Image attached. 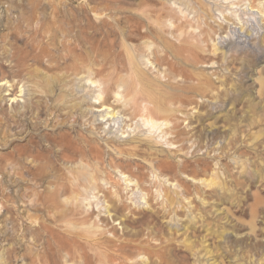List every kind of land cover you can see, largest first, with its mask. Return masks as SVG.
I'll list each match as a JSON object with an SVG mask.
<instances>
[{"label":"rangeland","instance_id":"obj_1","mask_svg":"<svg viewBox=\"0 0 264 264\" xmlns=\"http://www.w3.org/2000/svg\"><path fill=\"white\" fill-rule=\"evenodd\" d=\"M249 4L246 0H0L3 73L19 71L9 59L15 52L12 45L42 46L52 57L44 58L43 64L54 65L63 55L62 45L75 44L74 32L65 36L57 32L73 27L57 23L61 13H67L89 22L92 44H77L83 62L93 63L92 47L98 62L107 58V68L143 74L141 94L160 97L170 110L169 117L151 115L162 125L159 130L144 125L147 112L142 101L119 124L109 123L107 112L97 113L98 89L88 87L85 74H65L71 76L65 89L71 94L69 102L61 103L53 114L45 110L39 118L30 107L47 102L50 106L48 89L39 101L31 83L23 88L21 84L17 107L8 96L0 97V264H31L42 252L51 264H72L69 258L56 256V242L58 237H72L65 230L78 226L85 211L95 213L98 222L110 211L114 219L107 228L114 227L128 242V255L145 253V260L139 257L130 264H264V29L260 30L264 17L251 18ZM132 16L154 28L149 40L139 35L140 40L129 39ZM104 30L113 32L111 39L104 38ZM15 32L24 37L14 41ZM245 34L253 35L250 43L245 44ZM154 60L157 68L151 64ZM28 65L41 76L55 77L44 67ZM167 69L169 73H163ZM127 75L112 77L110 83ZM119 84L115 90L131 102L126 91L130 83ZM107 101L115 103V97L111 94ZM62 138L75 148L78 144L80 151L94 152L96 160L89 158V165L98 189L84 186L88 182L83 181L75 188L80 194L77 200L63 202L72 197L68 194L53 205L45 203L50 192L56 185H70L69 177L78 171L77 165L61 160L68 153L57 146ZM108 141L120 146L121 153ZM30 146L35 147L33 155L46 153L60 170L31 172L37 163L28 157ZM129 174L138 178L141 188L135 181L129 184ZM40 194L46 197L44 203L38 201Z\"/></svg>","mask_w":264,"mask_h":264},{"label":"bare ground","instance_id":"obj_2","mask_svg":"<svg viewBox=\"0 0 264 264\" xmlns=\"http://www.w3.org/2000/svg\"><path fill=\"white\" fill-rule=\"evenodd\" d=\"M246 1L250 3L249 4L251 8L250 12L252 14L251 18H254L257 21V17L260 16L259 20H262V17H264V7L263 8L260 7L262 0H246ZM61 15L62 18L61 19L59 18L57 23L65 24V26L68 27H70V25H73V27L69 29H64L65 27H61L60 29H57V32L62 33L63 36L70 35L72 32H74L76 35L74 37L75 44L68 41V44L62 45L64 46V48L62 49V51H64L63 55L59 54L60 56L56 57V61L57 60L58 61L54 62L55 63L54 65H51V62L49 60L50 62L49 66H45L43 64V59L50 57V59L52 60V57L50 55L51 52L46 51L42 46H39L38 48L35 49L34 47L26 46V45L22 47H15V45H12L13 50H15V52H13V54L9 59L12 62L16 63V67L19 69V71L13 73V75H7V73H3L2 71H0V97L4 99L5 96H8L10 98L9 101L16 103V107H17L21 104V101L18 100L21 99L20 95L23 93L21 89L26 85L31 83L32 87L34 88L33 92L35 93L36 98H38L39 101H41L42 99L40 95L46 93V89H48V92L46 93L47 94L46 99H49L51 105L54 106L53 107H51V105L49 106V103L47 102V106H44V103L41 104L39 103L35 105L32 104L30 107L31 112H34V114L37 115V118H39L41 115H43L42 113L45 110H49L51 114H53L58 109L61 103H64L63 106L66 105L69 102V98L71 96V94H69L65 90L70 84L69 82H67V80L71 76L77 77L81 74L82 75L85 74L88 75V77L84 78L88 87L94 90L98 89L97 91L96 90L94 91L96 95L95 97L97 101L96 103H99V107H98L99 111H97V113L107 112L106 114L107 122L119 124L118 122L122 120L123 117H126V113L129 112L131 108L137 107V103L139 101H142V103L145 104L144 111L147 112V116L143 118V122L145 123L144 125L150 127L151 131L155 129L158 130L161 129L162 125L158 124V122H156L151 117V115L160 114L163 117L165 116L169 117L170 110L167 107L168 105L166 106V103H164V101H161L160 97L158 100L157 98H154L152 94H146V95L141 94L142 92H144L141 89V87L146 81L143 74L142 76H137L136 74L130 75L126 68H120V67H114V68L111 67V69L107 68L108 66L107 58L104 57L101 59L100 62H98V60H96L97 58L96 51H94L92 47H90V49L93 50V52L91 53L92 55H94L93 63L91 61L89 62V60L86 61L87 59L85 60V62H83L84 53L82 51L77 52L79 50L77 44L78 46H80L81 44L83 45L92 44L91 43L92 40L90 38H92L93 35L88 32V28H87L88 26L87 24L89 22L87 23L86 19L80 20V17L78 16L71 17V15L67 13H61ZM129 22L131 23V26L128 27L129 39L138 38L140 40L139 38L140 36L144 40H149L152 37L154 28L152 27L150 28L151 25L150 23H147L144 20H140L139 18L133 16ZM123 24L125 25V23ZM141 28L145 29V31L141 32L140 31ZM263 29L264 27H260V30ZM250 31L252 33L253 30ZM37 32L38 31L36 30L34 34L37 35L36 34ZM205 32L206 31L200 32V35L203 36ZM172 33L174 34V32ZM241 34L243 33L241 32ZM103 35L104 38L109 40L111 39L113 32H109L107 30L104 32ZM251 35L245 34L246 37L244 41L245 44H247L248 41H249L248 43H250ZM21 37L23 38L24 36H20L16 32L11 35V38L14 39V41H20ZM38 37H41V34H38ZM101 38L103 39V37ZM52 39L54 38H51V40ZM148 47L151 48V46L149 45ZM98 58L100 59L99 55ZM78 61H82L83 64L81 66H78L77 65ZM29 62H32V67L33 66L44 67L43 69H46L48 73L50 72L53 73L55 77H51L52 79H49V77H44L39 75L37 72L39 70L32 71L31 68L28 67ZM86 62L89 63L86 64ZM155 63H156L155 60L154 62H151L152 65H156ZM92 66H98V69L94 71ZM56 72H61V73L65 72V73L59 76L56 75L57 74ZM122 73H127L128 74L127 77L125 78L121 77L119 78V80L114 81L113 84L110 83L113 80L112 77L120 76ZM163 73L165 74L169 73V69L163 71ZM65 74H71V76L67 77L65 76ZM25 76H28L29 79L27 80ZM119 82L122 83L123 85H127V84L129 85L130 83V87H128L126 91H127V97L129 98L133 97L131 99V102H129L126 99V97L123 96V94L119 93V91H116L117 89L115 90V88H120ZM21 84H23L24 86H22V88H20V90L17 91V89ZM58 89L61 91L59 95L57 94ZM3 92L6 93L4 96L2 95ZM111 94L115 97V103L109 104L108 103L109 101H107V99L111 96ZM25 103H27V101H25ZM118 104H121V106L119 107ZM14 117L16 116H13V118ZM9 118L11 119V117ZM123 123L127 125L126 121H124ZM124 134L125 133H123V135ZM65 143L69 145L66 146ZM85 143L88 144L89 142L85 139ZM32 144H34V141ZM74 144L76 145L77 148L70 146L73 145L71 140L69 141L66 140L65 138H62L60 139V143L57 146L61 147L62 151L65 152L68 151L67 154H75V156H77V159H69L68 155L65 154L63 155L61 160L62 162H67V164H71L75 166L77 165L78 171H74V174H71L69 171V174H71L72 177H69L67 183H69L70 185H63V184L56 185L55 189L52 190L48 195L50 196L49 197L50 201L46 200L45 203L52 202L53 205H56V201L58 199H61L63 197L66 198L68 194H70L72 197L71 198L68 197L63 202L68 203L72 199L77 200V197H79L80 194L79 191H77L75 188H79L80 186H82L84 184V183L82 184L83 181L88 182L84 186L86 187L90 186L95 190L98 189L97 179L93 174H91V171L93 170L92 165H89L91 163V160L92 161L96 160L94 152H92L91 148H89L88 153L86 151H80L78 149V144L76 143ZM107 144L111 146L118 153H121L120 146H116L115 144L112 145V141L110 142L108 141ZM53 146L56 147V141L54 142ZM34 149L35 147L30 146L29 151L31 152V154L28 155V157L33 158L32 162L37 163V166H35L33 169L30 170L31 172H37V174L40 175V173L45 174L46 173L45 170L48 169H51L52 172H58L60 170L58 164L50 163L49 161L50 156L47 155L46 153L44 154L43 152L38 151L37 154L33 155ZM74 149H77L78 152H75ZM47 152H49V150ZM89 158H91V160H89ZM86 162H88V164ZM111 162H113L112 159ZM114 168L116 167L114 166ZM120 173L124 176L126 174L123 171H120ZM127 177L126 178L130 180L129 184H132V182L135 181V185L137 184L136 185L137 188L141 186V185L138 186L139 185L137 181L138 178L136 177L137 180H134L133 174L132 175L129 174L127 175ZM94 181H96V183H94ZM37 198L38 201H42L46 197L40 194L37 195ZM42 202L44 203V200ZM104 209L107 210L106 208ZM98 218L99 217L96 216L95 213L88 214L87 211H85V216L81 218V220L79 219L80 223L78 224V226H76L75 228L67 227L65 231L72 237H68V238L58 237L59 241L56 242V244H58L56 245V253H57L56 256L62 260L69 258L70 259L69 261H72V264H130L131 262H133V260L139 257H142L143 260L146 259L145 253L143 252L137 253L136 258L134 257L135 255L134 256L128 255L130 254V250H131V247L129 246L128 242L125 241V239L118 234V231L114 227L107 228L109 227V220L114 219V217H111L110 211L108 213L107 219H102V218L99 219V222L102 223V226L99 225ZM120 225H123V223L121 222ZM62 241L65 242V246L61 245ZM108 249L111 251H109ZM42 253L43 254L38 255L36 259L32 258L33 260L32 259L30 260L31 264H51L48 261V254L44 252ZM65 264H67V262H65Z\"/></svg>","mask_w":264,"mask_h":264}]
</instances>
